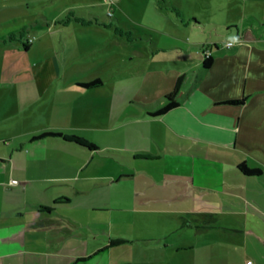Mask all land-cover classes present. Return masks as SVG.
Segmentation results:
<instances>
[{"label":"crops","instance_id":"obj_1","mask_svg":"<svg viewBox=\"0 0 264 264\" xmlns=\"http://www.w3.org/2000/svg\"><path fill=\"white\" fill-rule=\"evenodd\" d=\"M168 1L178 11L185 0ZM237 38L247 42L227 52L203 42L209 67L203 45L201 58L154 62L149 84L170 88L121 110L120 139L73 129L84 80L61 75L55 61H0V264H170L183 252L207 264H264V38ZM179 76L178 105L148 114ZM53 131L95 148L32 138ZM242 162L261 173H242ZM194 220L203 222L195 239L173 236ZM225 241L231 252L192 251Z\"/></svg>","mask_w":264,"mask_h":264},{"label":"rangeland","instance_id":"obj_2","mask_svg":"<svg viewBox=\"0 0 264 264\" xmlns=\"http://www.w3.org/2000/svg\"><path fill=\"white\" fill-rule=\"evenodd\" d=\"M263 12L264 0H185L178 11L168 0H0V61H55L71 80L101 77L103 84L89 89L74 84L83 94L75 101L80 110L73 129L120 139L121 121L115 117L121 110L142 108L170 88L163 80L149 84L154 62L201 58L203 42L216 41L220 52H227L247 42L237 38L244 32L256 43L264 38V27L258 25ZM228 20L235 27L227 29ZM3 71L13 72L8 65ZM194 225L173 236L195 239L200 234L196 226L203 222ZM229 244H198L192 251L227 253ZM188 255L168 260L207 264L210 259Z\"/></svg>","mask_w":264,"mask_h":264},{"label":"trees","instance_id":"obj_3","mask_svg":"<svg viewBox=\"0 0 264 264\" xmlns=\"http://www.w3.org/2000/svg\"><path fill=\"white\" fill-rule=\"evenodd\" d=\"M28 46L29 44H25L24 45L25 49H27ZM212 59L213 58L210 54L208 56H203L202 65L204 67H209L212 63ZM181 80L182 78L181 76H179L172 90L164 94L163 99H162V105L155 111L149 112L148 114L159 116L178 105L176 96L180 88ZM78 84L84 88L95 87V86H99L100 84H102V79L100 77H96L92 80L78 82ZM244 100L245 98L241 97L240 99H231V100H227L226 102L234 103V104H241L243 103ZM44 136H63L64 138L68 140H72L79 144L85 145L89 148H95V145L93 143L75 134H63L61 132H43L38 135L32 136V138H39V137H44ZM237 167L242 173L247 174V175H259L261 173L260 169L250 168L244 162L240 163Z\"/></svg>","mask_w":264,"mask_h":264},{"label":"built area","instance_id":"obj_4","mask_svg":"<svg viewBox=\"0 0 264 264\" xmlns=\"http://www.w3.org/2000/svg\"><path fill=\"white\" fill-rule=\"evenodd\" d=\"M31 42V41H30ZM231 44V42H229L228 43V45H230ZM210 54V51L209 50H207V49H205L204 51H203V55L204 56H208ZM18 181L16 180V179H12L11 181H10V184H16Z\"/></svg>","mask_w":264,"mask_h":264}]
</instances>
